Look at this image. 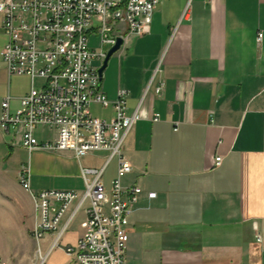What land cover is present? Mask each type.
Instances as JSON below:
<instances>
[{
    "label": "crops",
    "instance_id": "1",
    "mask_svg": "<svg viewBox=\"0 0 264 264\" xmlns=\"http://www.w3.org/2000/svg\"><path fill=\"white\" fill-rule=\"evenodd\" d=\"M186 8L187 0H162L150 32L141 37L119 25L116 34L125 44L103 76L101 91L108 100L125 90L129 114L140 109L145 116L123 146L134 167L123 185L143 190L129 220L125 264H264V0H193ZM2 26L0 14V119L7 97L15 113L32 88L30 78L7 71L2 52L8 37ZM97 35L92 33L90 47L99 51L91 46ZM102 66L94 62L96 69ZM22 79H28L24 87ZM161 80L166 87L158 97ZM95 107L108 114L98 116ZM91 109L100 120L115 116L112 106ZM154 114L161 115L160 122L149 119ZM36 136L54 141L57 131L41 128ZM16 144L22 147L20 134L0 131V152L9 147L13 158ZM34 154L32 165L24 166L31 170L36 195L49 190L83 194L82 170L101 169L109 157L107 152L81 159L71 152ZM117 168L113 160L105 172L107 189ZM87 209L88 204L72 219L48 264H76L64 248L84 235ZM35 223L29 225L30 244L12 264H38L39 251L45 255L56 242L58 235L50 233L37 243Z\"/></svg>",
    "mask_w": 264,
    "mask_h": 264
},
{
    "label": "built area",
    "instance_id": "2",
    "mask_svg": "<svg viewBox=\"0 0 264 264\" xmlns=\"http://www.w3.org/2000/svg\"><path fill=\"white\" fill-rule=\"evenodd\" d=\"M176 1V0H169ZM162 0H0L3 30L8 43L2 59L10 76L28 77L30 93L20 100L21 107L11 111V97L2 103L0 131L16 133L30 154L42 151L53 154L71 152L81 159L99 152L109 157L101 169H83L86 184L83 194L49 190L33 194L32 173L23 167L19 173L22 187L34 202L37 214L33 237L39 243L47 234L56 233L52 248L39 263L48 264L51 252L59 245L65 229L78 212L86 210L82 224L84 235L75 246L64 248L76 264H125L130 240L129 220L143 190L139 186L125 188L124 179L134 167L124 153V142L137 122L145 119L137 110L129 114V94L120 90L111 102L101 91L100 76L94 62L104 63L108 51L118 38L119 25L127 26L129 35L144 36L150 32L153 15ZM193 0H187L186 12ZM101 37V49L90 47V35ZM263 34H259L261 44ZM40 82V86L36 83ZM166 83L161 80L156 95L162 97ZM113 107L111 121L93 116L92 106ZM161 121L160 114L149 118ZM41 128L57 131L54 141L42 142L36 133ZM177 131V129H176ZM117 161V175L110 189L104 185L105 172ZM222 158L216 159V166ZM155 199L156 194H149ZM75 209L71 212L72 207ZM71 212L69 221L61 225ZM261 241V237L258 238Z\"/></svg>",
    "mask_w": 264,
    "mask_h": 264
},
{
    "label": "rangeland",
    "instance_id": "3",
    "mask_svg": "<svg viewBox=\"0 0 264 264\" xmlns=\"http://www.w3.org/2000/svg\"><path fill=\"white\" fill-rule=\"evenodd\" d=\"M91 46L101 48L99 35L93 40ZM104 49L109 51L110 47L105 46ZM27 84L28 79H22V87ZM37 85L39 86V82ZM94 112L98 116L108 114L100 107H95ZM13 147L17 149L13 158H11L13 150L9 147L0 152V264L18 262L20 251L25 250L30 244L29 225L35 222L37 217L34 203L23 191L24 188L19 179V173L25 167L24 165L31 166L36 155L30 154L18 144ZM58 184H70V182L59 181Z\"/></svg>",
    "mask_w": 264,
    "mask_h": 264
},
{
    "label": "water",
    "instance_id": "4",
    "mask_svg": "<svg viewBox=\"0 0 264 264\" xmlns=\"http://www.w3.org/2000/svg\"><path fill=\"white\" fill-rule=\"evenodd\" d=\"M124 44H125V40L123 38H118L116 45L108 51L103 66L98 70V74L100 76V87H102L104 72L106 71L111 58L122 49Z\"/></svg>",
    "mask_w": 264,
    "mask_h": 264
},
{
    "label": "bare ground",
    "instance_id": "5",
    "mask_svg": "<svg viewBox=\"0 0 264 264\" xmlns=\"http://www.w3.org/2000/svg\"><path fill=\"white\" fill-rule=\"evenodd\" d=\"M101 88V87H100Z\"/></svg>",
    "mask_w": 264,
    "mask_h": 264
}]
</instances>
